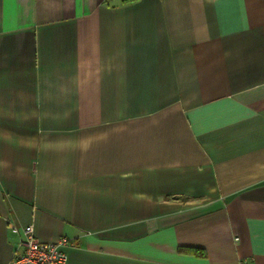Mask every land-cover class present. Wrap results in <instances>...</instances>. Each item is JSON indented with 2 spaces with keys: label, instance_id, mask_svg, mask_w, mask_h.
Returning <instances> with one entry per match:
<instances>
[{
  "label": "crops",
  "instance_id": "0c3cea01",
  "mask_svg": "<svg viewBox=\"0 0 264 264\" xmlns=\"http://www.w3.org/2000/svg\"><path fill=\"white\" fill-rule=\"evenodd\" d=\"M65 264H264V0H0L9 226Z\"/></svg>",
  "mask_w": 264,
  "mask_h": 264
},
{
  "label": "built area",
  "instance_id": "2783aa9c",
  "mask_svg": "<svg viewBox=\"0 0 264 264\" xmlns=\"http://www.w3.org/2000/svg\"><path fill=\"white\" fill-rule=\"evenodd\" d=\"M9 229L20 235V252H15L8 264H65L66 255L62 248L69 245L67 238L61 237L56 242L43 243L34 237L31 225L22 228L10 225Z\"/></svg>",
  "mask_w": 264,
  "mask_h": 264
},
{
  "label": "trees",
  "instance_id": "16d2710c",
  "mask_svg": "<svg viewBox=\"0 0 264 264\" xmlns=\"http://www.w3.org/2000/svg\"><path fill=\"white\" fill-rule=\"evenodd\" d=\"M124 2H127V1H133V0H123Z\"/></svg>",
  "mask_w": 264,
  "mask_h": 264
}]
</instances>
